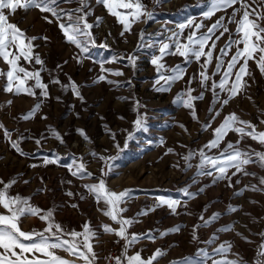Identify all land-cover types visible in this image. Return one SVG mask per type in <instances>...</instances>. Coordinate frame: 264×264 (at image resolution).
Returning a JSON list of instances; mask_svg holds the SVG:
<instances>
[{
    "label": "rangeland",
    "instance_id": "obj_1",
    "mask_svg": "<svg viewBox=\"0 0 264 264\" xmlns=\"http://www.w3.org/2000/svg\"><path fill=\"white\" fill-rule=\"evenodd\" d=\"M112 3L121 16H128L130 31H125L117 17L99 0H84L83 11L90 13L86 21L95 25L89 30L94 43L86 44L87 51L68 41L60 28L61 23L68 25L67 16L57 20L51 13L41 12L36 7L2 10L7 22L23 31L25 43L28 38L37 37L31 41L32 54H38L43 65L36 64L35 59L28 62L21 58L18 67L27 72L39 71L41 82L47 85L46 89L37 88L34 78L26 79L23 87L31 89L34 95L9 93L4 90L7 78L0 75V191H5L8 198L19 196L27 200L22 207L40 210L37 214L21 216L18 227L25 233L49 235L45 231L49 223L58 224L62 239L71 241L68 234L82 233L83 226L88 224L96 233L89 241L96 253L95 264H116L115 257L121 258V264H127V257L136 253L147 260L157 249L164 255L153 264H200L201 261L212 264L213 260L256 264L259 245L264 243L260 235L264 233V184L261 183L264 166L250 163L244 166L248 174L235 175V168H229L230 181L216 179L215 182L213 176L200 175L197 166L200 149L209 156H218L230 142L237 145L239 141L237 146L242 151L264 152V145L258 139L248 135L241 139V134L235 131H229L218 148H204L214 138L213 129L233 113L254 125L257 133L264 132V72L257 63L262 53L256 52L254 58L248 59L247 74L242 77L246 87L236 96L229 99L228 93L218 87L232 56L238 48L243 49V43L233 44L226 50L227 55L221 53L229 34L233 40H241L243 35L237 32L238 23H230L228 17L234 9H240L236 21L242 18L245 9L241 8V3L249 6L250 13L253 9L257 13L264 12V0H240L227 9H216L209 18L204 14L212 11L213 0H142L153 15L136 22L128 15L132 10L116 7L117 0ZM80 7V0L70 3L61 0L55 5L57 11ZM221 16L229 32L220 36L221 28L211 34L204 46L205 53L212 51L206 68L201 67L208 60L206 55L196 60L190 54L187 63L178 54L165 55L160 60L164 65L160 74L172 75L171 70L178 65L182 66L184 74L170 86L165 85L164 80L157 83L159 75L151 61L154 56H160L159 48L168 43L169 51L174 52L176 39L181 44L188 43L187 37L193 31L194 39L199 38ZM249 18L255 19V16ZM190 20L192 27L180 28ZM259 23L264 27V21ZM195 24L203 27L195 30ZM174 33H180L179 37H173ZM217 36H220L218 40ZM78 39L84 43L83 37ZM213 41L215 48H212ZM192 46L199 49V45ZM260 46L264 47V43ZM8 51L18 54L17 46H10ZM129 57H132L131 62ZM217 58L223 62L219 72L216 71ZM243 61L241 57L233 68L226 87L235 80ZM9 67L0 57V72L6 73ZM202 71L209 78L203 83ZM17 75L24 79L23 73ZM101 75L106 76V80H98ZM57 79L59 83H54ZM213 83L217 84L216 89L212 88ZM17 84L19 81L14 80L13 88ZM73 85L80 96L75 94ZM162 87L167 90H157ZM189 88L192 97L203 93L202 99L191 101L192 108L183 103L189 98ZM214 91L219 93L218 99L214 98ZM224 99H229V103L221 106ZM138 116L144 119V126L139 129L133 123ZM206 124L210 127L205 128ZM247 131L251 129L246 128ZM12 142H18V148H13ZM190 153L194 155L186 162L184 158ZM48 159L54 162L46 163ZM80 164L91 175H74ZM101 179L110 191H130L120 205L126 211L118 219L133 220L126 228L127 234H143V238L126 252V240L102 228L108 225L118 230L121 225L105 214L109 208L103 200L98 202L95 194L85 187L98 184ZM7 185L10 186L5 187ZM185 189L192 193L203 191L189 197ZM161 199L179 200L181 204L174 213L167 205L160 204ZM48 211L52 212L51 220H42L40 217ZM213 214L219 215L205 226L204 221ZM0 215L11 213L0 205ZM177 227L179 231H169ZM149 235L154 239L147 238ZM76 239L83 240V236ZM37 240L34 236L32 241L23 242ZM229 243L228 252H213L219 245L227 247ZM201 249L208 254L207 258ZM49 250L69 264H86L83 257L66 248ZM81 250L85 251L82 247ZM25 255L29 259L34 256L48 259L39 252Z\"/></svg>",
    "mask_w": 264,
    "mask_h": 264
},
{
    "label": "snow or ice",
    "instance_id": "obj_2",
    "mask_svg": "<svg viewBox=\"0 0 264 264\" xmlns=\"http://www.w3.org/2000/svg\"><path fill=\"white\" fill-rule=\"evenodd\" d=\"M61 0H0V57L10 66L9 70L6 73L0 72V75H4L7 78V83L5 86V91L9 93H16L19 94L21 92H25L29 95H34L31 89L24 88L23 85L26 79H35L34 87L46 89L47 85L41 82L40 72H27L25 68L18 67V61L23 58L25 61L31 62L35 59L36 64L43 65V61L40 59L39 55L36 54L33 56L32 48L33 45L31 43L32 40L37 39V37L28 38V42L25 43L22 37L24 36L23 31H21L17 25L11 24L7 22V17L4 15L2 11L5 8H10L15 11L18 7L23 9H28L31 7L38 8L41 12H49L53 17H56L57 20L61 19L64 16L68 17V25L61 23L60 28L63 30L66 38L68 41L80 47L82 51H87L86 44L87 43H94V38L92 37L91 32L89 31L95 25L89 24L86 21V17L90 14L88 12L83 11L84 0H80L81 7L77 9H61L59 11L56 10L55 5H57ZM65 3H70L71 0H63ZM102 3L109 13L113 16H116L118 22H120L124 26L125 31H130L131 25L128 19V16H121V14L114 10L112 0H99ZM240 3V0H213L212 3V11H209L204 14L205 18H209L216 9L222 8L227 9L232 5ZM116 7L123 8V9H130L132 11L129 12L128 15L132 17V22H136L140 20L142 17L144 18H151L153 13L152 11L148 10L146 5L142 3V0H135V2H126V0H117ZM249 6L246 3H241V8H244L245 11L243 12L242 18L237 22L236 21V14L240 11V9H234L232 15L228 17V21L238 23L237 32L242 33L241 40H233L231 38V34H229V41L225 45L223 49H221V53L227 55V49H229L233 44L239 45L243 43V49H237L236 54L232 56L231 60L228 63L227 70L225 71L223 77L219 82V89L222 92H227L229 99L236 96L239 91H241L244 87H246V83H242V77L247 74V64L248 59L254 58V53L259 52L262 55L259 56V60L257 61L258 66L262 72H264V47H261L260 44L264 43V27H261L259 21H264V12L257 13L255 9L252 10L250 13L247 8ZM74 13H81L80 15H73ZM250 15H254L255 19H250ZM47 19V17H45ZM99 20V18H97ZM225 18L221 16L211 27L208 28L207 33L202 34L199 38L194 39L195 31L192 32L187 37L188 43L181 44L178 39L174 41L175 51L170 52V45L168 43L163 44L159 48L160 56H154L151 63L156 66L157 72L159 75V80H164L165 85L170 86L172 82L182 78L183 70L182 66H177L175 69H172V75L165 77L164 75L160 74L161 69L164 68V65L160 63V60L165 55H179L185 58V63L189 62L188 57L191 54L195 57L196 60H199L202 56H207L208 60L205 61V64L202 65V68H206V65L211 61L212 51L211 49L205 53L204 46L209 39H211V34H213L217 29H223L220 32V36H223L224 33L229 32L228 27L224 23ZM51 22V21H49ZM193 22L190 20L187 25H181L180 28L183 29L185 27H192ZM203 27L202 24H195V30H199ZM71 33V34H69ZM123 35V32L121 33ZM180 33H174L173 37H179ZM220 36L216 37V40L220 38ZM78 37L84 38V43ZM141 38L143 36L141 35ZM46 39V38H44ZM192 45H199V49L194 48ZM10 46H17L18 54H11L8 49ZM215 41L212 43V48H215ZM11 55V58H10ZM243 57L244 61L243 64L240 65L238 71L235 74V80L232 82L230 87H226L229 77L232 74L233 68L236 67L237 63L239 62L240 58ZM218 62L216 65V71L219 72L222 61L217 58ZM129 61H132V57H129ZM43 70V69H41ZM102 71H107L102 68ZM17 73H23L24 79H21ZM116 75H122L121 72H116ZM203 81L209 79L204 71L200 73ZM19 81V84L13 88V81ZM98 80H106V76L101 75L98 77ZM54 83H59L58 79L53 81ZM111 83V81H109ZM191 83V81H189ZM212 88L216 89L217 84L213 83ZM73 90L77 96H80V93L75 85H73ZM157 90H167L166 87H162ZM189 98L188 100L183 101L184 105L192 108L191 101L194 99H202L203 93L199 97H192L190 95L192 89L189 88ZM47 94L46 92L44 93ZM214 98H219V93L213 92ZM82 99V97H81ZM123 99V98H122ZM229 99H224L222 101V105H227L229 103ZM38 108L39 105H36ZM219 113H217L218 115ZM28 115H31L29 113ZM27 118V116H25ZM215 117H213L214 119ZM134 125L139 129L144 126V119L143 117L137 118L135 120ZM240 125V126H237ZM205 128L210 127V124L204 125ZM246 128H250L251 131L246 132ZM229 131H235L238 134H241V139H243L244 135L251 136L253 139H258L259 142L264 145V132L257 133L255 131V126L251 125L250 122L242 121L237 117L234 113L227 116L225 120L215 129H213L214 138L208 142L204 146V148L214 149L218 148L220 141L228 134ZM7 136V131L5 132ZM38 144L40 143L39 140L36 141ZM239 141H237V145ZM237 145H233L231 142L228 143L227 147L222 150L218 156H209L205 153L204 149L199 150V157L200 163L197 166L198 173L200 175H207L213 176L214 182L216 179H229L230 177L227 176V171L229 168H235L236 173L243 172L244 174H248L244 172V166L250 163H259L261 166H264V152L257 153L254 151L245 150L242 151ZM13 148H18V142H12ZM171 151V150H169ZM194 155L190 153L187 157H185V161L191 159V156ZM255 157V159H254ZM101 159H104L101 157ZM46 163H53L54 160L48 159L45 161ZM191 167V165H188ZM103 173V170H102ZM74 175H91L85 170V166L80 164L77 171L73 173ZM215 174V175H214ZM195 182V180H194ZM261 183L264 184V178L261 179ZM7 185L5 187H9ZM231 186V184H229ZM90 191H92L97 201L103 200V202L108 206L109 210L105 213L106 215L110 216V218L118 222L121 227L118 230H113L108 225H103V231L105 232H115V234L126 240L125 245V252L127 251L128 247H131L134 243L137 242L140 238H143V234H131L130 236L127 234L126 228L127 226L133 223L131 219H123L120 217V214L126 209L120 207L122 203L126 201V199L130 195L129 190L122 191L120 193H116L114 191H110L106 188L105 181L101 179L98 184L95 185H86ZM253 190H258L253 188ZM203 189H200L197 193H192L185 189V194L189 197H195L202 192ZM68 195H72L68 193ZM27 204V200H21L19 196L15 198H8L6 197L5 191H0V205H3L5 209H8L11 215H0V249H3V252H0V264H69L68 261L61 259L54 255L52 251L49 249H55L58 247L66 248L69 252L73 254H77L85 260L86 264H95L96 260V253L93 251L92 244L89 242L91 238L95 237L96 233L93 232L88 224H85L84 231L82 233H77L76 231H72L68 235L72 237V240L62 239V230L61 226L58 224L49 223L48 228L45 230L49 233V235H45L44 233H25L21 231L18 227V221L21 216L25 214H37L40 210L37 208L32 207H22L21 205ZM160 204H165L171 209L174 213L178 205L181 204L179 200H166L161 199ZM15 206V207H14ZM230 211H236L235 208H230ZM219 214H213L208 220L204 221L205 226L212 223ZM52 212L48 211L45 215L41 216L42 220H51ZM203 220V217L201 218ZM55 228L56 231H52ZM169 231H179V228H174ZM166 233H162L164 235ZM83 236V240H77L76 238L79 236ZM215 236V234H213ZM264 237V233L260 234ZM34 236L38 237L36 242L32 243H24L23 241H32ZM149 239H154L152 236H147ZM196 237H194L195 239ZM54 241V242H50ZM81 247L85 250L82 251ZM231 248L230 243L227 247L224 244L219 245V247L213 249V252L224 254L228 252ZM19 249V252L16 251ZM258 251V258L256 260V264H264V259H260V257H264V243L259 245ZM43 253L48 259H39L35 256L31 259L25 255V253ZM200 252L203 254L205 258L208 257V254L205 253L202 249ZM164 255V252L160 249H157L153 255L144 260L140 253H136L133 256L127 257V264H153V261L158 260ZM15 257V259H13ZM91 257V258H90ZM116 264H121V258L115 257ZM203 264V261L200 262ZM212 264H245L242 260H213Z\"/></svg>",
    "mask_w": 264,
    "mask_h": 264
}]
</instances>
